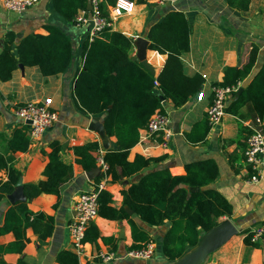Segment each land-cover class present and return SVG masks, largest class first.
Returning <instances> with one entry per match:
<instances>
[{
  "label": "crops",
  "instance_id": "crops-1",
  "mask_svg": "<svg viewBox=\"0 0 264 264\" xmlns=\"http://www.w3.org/2000/svg\"><path fill=\"white\" fill-rule=\"evenodd\" d=\"M152 3V7L148 5ZM170 10L182 11L191 28L189 35V51L181 54L180 61L183 72L187 76L199 74L204 77L201 86L205 98L198 101L195 94L188 102L174 108L171 101L165 100L162 109L170 120L169 128L172 136L163 147L160 140H142L130 151L128 160L136 155L144 158L164 157L158 164H151L137 176L113 183L110 177L105 183L104 191L112 195L113 206L119 207L122 197L121 190L127 189L137 181L140 174L159 168H168L171 175H184V166L190 162L212 159L215 161L219 175L209 187L221 193L233 208L232 216L220 217L215 225L229 222L236 233L214 248L209 249L202 258L194 261L188 259L181 264H264V240L259 244L245 245L243 230L253 232L264 227V162L262 178L256 184H248L249 166L244 160L246 138L249 126L255 125V116L248 114L247 107L240 110L242 118L225 113L220 124L211 128L203 141L191 144L185 138L192 126L202 120L210 103V89L214 83H220L226 67H241L247 60L253 45L259 47L256 63L250 76L241 82L247 84L251 77L261 67L264 60V0H252L249 10L245 13L230 9L226 0H176L174 3L159 5L153 0L137 5L130 15H125L113 22L111 30L120 32L132 39V53L138 54V41H145L144 58L153 68L156 76L166 59L147 49L149 27L160 21ZM45 24L60 27L72 40L74 58L64 73L56 76L43 77L37 67L18 65L12 72L11 79L0 81V147L11 138L12 132L21 127L22 122L16 117L15 109L28 102L51 100V106L57 113L58 120L40 138L29 137V147L23 153H15L9 165L21 172L23 184H33L45 180L42 172L48 162L51 152L50 143L57 140L61 145V160L71 165L72 177L61 186L59 196L41 194L25 202L32 213L42 212L53 218L51 235L41 240L31 228L25 230V245L21 251L14 250L11 245L15 241L12 232L0 233V264H59L56 256L61 251L75 254L68 234L67 225L75 215L73 207L78 193L92 191L101 181L97 166L85 172L75 162L71 148L86 143L97 142L99 150L105 152L103 138L100 133L101 115H91L80 111L72 93L75 72L82 67V45L87 40L89 24L70 25L57 12L52 0H41L36 6L23 14H16L3 9L0 0V48L5 35L13 32L18 38L28 34L46 35ZM228 103V102H227ZM108 149H117L115 138H106ZM94 155V153H93ZM99 170V169H98ZM5 182L7 174L0 172ZM99 180L98 182L96 180ZM6 195L0 200V229L3 226L6 211L14 204ZM137 225L145 230L155 242V252L150 260H134L127 255L126 248L132 243L129 225L126 221H108L98 217L94 223L104 237H113L117 241L116 251L97 243H84L83 254L78 257L79 264H178L179 261H167L160 250V240L169 226L163 222L152 227L139 222ZM207 233H202L200 241ZM208 239V240H212ZM199 241V242H200ZM198 246L187 248L185 258L193 255ZM99 252L112 254V260L105 262L97 257ZM183 258V260L185 259Z\"/></svg>",
  "mask_w": 264,
  "mask_h": 264
},
{
  "label": "trees",
  "instance_id": "trees-1",
  "mask_svg": "<svg viewBox=\"0 0 264 264\" xmlns=\"http://www.w3.org/2000/svg\"><path fill=\"white\" fill-rule=\"evenodd\" d=\"M129 1H135L137 5L145 4V0ZM251 1L226 0V4L230 9L245 13ZM87 2L52 0L55 12L73 26L78 13L86 10ZM115 2L100 0L99 7L103 16H107L108 7ZM43 29L46 35L31 33L18 40L13 32L5 35L0 48L1 82L9 81L18 65L37 67L43 77L64 73L71 65L75 52L69 35L53 24H45ZM190 32V24L179 10L167 11L160 21L149 27L147 49L166 55L156 76L132 60V39L120 32L106 28L92 42L84 41L82 67L75 72L72 93L77 108L86 114L101 115L106 138H115L117 149H107L103 155L111 182L137 176L151 164L164 160V157L144 158L136 155L129 161L128 157L129 151L139 142V132L146 127L150 116L157 109L164 112L162 101L169 100L174 108H180L199 92L204 82L199 74L187 76L183 72L180 56L189 51ZM258 51L259 47L253 45L247 62L241 67H226L222 81L212 86H233L246 80L256 63ZM241 88L242 91L228 101L225 113L242 118L240 110L247 107L248 114L264 119V60L250 81ZM108 107L110 110L107 112ZM210 129L205 114L185 134V138L191 144L203 141ZM29 144V126L22 125L0 147V172L5 171L7 174L5 182L0 177V200L13 192L21 177V172L9 163L13 161L15 153L27 151ZM49 147L51 152L42 172L45 180L22 185L28 201L41 194L59 196L61 186L72 177L71 165L60 158V143L55 140ZM98 149L97 142L71 148L76 157L75 162L85 172L96 167L95 152ZM184 171V175H171L168 168H159L140 174L136 182L121 190L119 207L113 206L109 192H99L98 217L108 221H126L129 225L132 243L126 251L139 250L150 241L155 243L137 225L136 219L152 227L160 226L165 221L169 223L160 240V250L167 261L174 262L184 256L187 248L197 246L201 234L212 229L217 219L232 216L231 204L221 193L209 187L219 175L214 160L190 162L184 166ZM191 188H197V191H191ZM27 228H31L39 239L44 240L52 233L53 218L42 212L32 213L26 202L18 201L6 211L0 233L12 232L15 241L11 247L21 251L25 245ZM242 233L245 234L243 243L251 245L252 232L247 229ZM98 240L109 246L111 252L117 250V240L102 236L96 224L91 222L83 242L95 245ZM55 260L59 264H79L76 254L70 251L59 252ZM18 264L25 263L20 261Z\"/></svg>",
  "mask_w": 264,
  "mask_h": 264
},
{
  "label": "built area",
  "instance_id": "built-area-1",
  "mask_svg": "<svg viewBox=\"0 0 264 264\" xmlns=\"http://www.w3.org/2000/svg\"><path fill=\"white\" fill-rule=\"evenodd\" d=\"M41 0H1L4 10L16 14H23L27 10L36 6ZM149 1V0H145ZM159 5L174 3L176 0H153ZM91 9L80 11L75 19V25L89 24L90 28L87 35L88 42H92L95 36L106 28H112L113 22L125 15L134 12L136 3L129 0H116L114 5L108 7L107 16H103L99 7L100 0H89ZM204 78V77H203ZM241 83L233 86L219 87L212 86L210 89V103L206 110L208 124L214 128L220 124L222 116L225 114L227 102L233 97L240 88ZM155 86L157 83L155 82ZM205 94L200 87L196 95L198 101L205 98ZM161 102V106L163 105ZM16 117L24 125L29 126V137L31 139L40 138L48 129L52 128L57 122V113L51 106V100L28 102L15 109ZM30 122V124H26ZM170 120L168 115L157 109L148 119L146 127L139 132V141L160 140L159 144L166 147L168 140L172 136L169 128ZM249 134L246 138L244 150V160L249 166L251 175L248 176V184H256L262 178V166L264 162V119L255 118V125L249 126ZM104 151L95 152L96 166L101 175V181L92 191L78 193L74 200L75 215L67 225L71 246L77 256L83 254L84 237L88 225L98 218L97 197L100 191L104 190L107 175V165L103 160ZM264 240V227L256 228L251 235L250 242L259 244ZM155 252L153 242L146 243L139 250H130L127 255L134 260H150ZM97 257L102 261L112 260L113 255L99 252Z\"/></svg>",
  "mask_w": 264,
  "mask_h": 264
},
{
  "label": "water",
  "instance_id": "water-1",
  "mask_svg": "<svg viewBox=\"0 0 264 264\" xmlns=\"http://www.w3.org/2000/svg\"><path fill=\"white\" fill-rule=\"evenodd\" d=\"M86 9L89 11L91 9V5L90 2L88 0L87 2V7ZM145 41L143 40H139L138 41V54L135 57H132L133 61L139 62L146 70H148L151 75H154V70L153 68L147 63V61L144 58V51H145ZM242 91V88H239V90L236 93V96ZM235 96V97H236ZM160 100H163V98H160ZM110 110V107L107 108V112ZM26 124H30V122H26ZM100 133L102 135L103 138V146L105 149H108V141L106 139L105 136V132H104V128L103 125L101 124V126H99ZM96 171L99 172L98 168H96ZM191 191H197V188H191ZM7 198L9 199V201L11 203H16L18 201H22L25 202V195L23 193V189H22V180L21 177L18 179L16 185H15V189L13 190V192L11 194H9L7 196ZM207 236L205 238H202V240L198 243V250L190 256H187L185 258V256H183L182 258L178 259L177 261H179L178 264L181 263H186L188 261V259L193 258L194 261L197 260L198 258H202L206 252L209 249H206L207 246L210 247H214L216 248L217 246H219L221 243H223L225 240H227L231 235L235 234L236 231L235 229L232 227V225L229 222H225L221 225H215L212 229H210L209 231L206 232ZM212 240H208L211 239ZM183 258H185L183 260Z\"/></svg>",
  "mask_w": 264,
  "mask_h": 264
},
{
  "label": "rangeland",
  "instance_id": "rangeland-1",
  "mask_svg": "<svg viewBox=\"0 0 264 264\" xmlns=\"http://www.w3.org/2000/svg\"><path fill=\"white\" fill-rule=\"evenodd\" d=\"M148 5H150V6H152V7H156V6H153V4H152V3H148Z\"/></svg>",
  "mask_w": 264,
  "mask_h": 264
}]
</instances>
